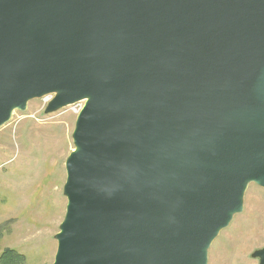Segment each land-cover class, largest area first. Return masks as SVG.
Returning <instances> with one entry per match:
<instances>
[{"label": "water", "instance_id": "water-1", "mask_svg": "<svg viewBox=\"0 0 264 264\" xmlns=\"http://www.w3.org/2000/svg\"><path fill=\"white\" fill-rule=\"evenodd\" d=\"M47 95L84 103L53 264H207L264 189V0H0V128Z\"/></svg>", "mask_w": 264, "mask_h": 264}, {"label": "rangeland", "instance_id": "rangeland-1", "mask_svg": "<svg viewBox=\"0 0 264 264\" xmlns=\"http://www.w3.org/2000/svg\"><path fill=\"white\" fill-rule=\"evenodd\" d=\"M46 106L31 100L0 128V254L15 250L23 264H53L67 203L65 161L79 112L68 106L46 114ZM262 248L264 189L250 184L242 212L212 242L207 264H258L252 254Z\"/></svg>", "mask_w": 264, "mask_h": 264}, {"label": "trees", "instance_id": "trees-1", "mask_svg": "<svg viewBox=\"0 0 264 264\" xmlns=\"http://www.w3.org/2000/svg\"><path fill=\"white\" fill-rule=\"evenodd\" d=\"M24 256L15 250L5 249L0 254V264H23Z\"/></svg>", "mask_w": 264, "mask_h": 264}, {"label": "built area", "instance_id": "built-area-1", "mask_svg": "<svg viewBox=\"0 0 264 264\" xmlns=\"http://www.w3.org/2000/svg\"><path fill=\"white\" fill-rule=\"evenodd\" d=\"M51 99H52V96L51 95H47V96H44L41 100L43 101L44 105H47L50 102ZM79 104H81V102H78V103H75V104L71 105V107H73L72 110L76 114L78 112H80V110H81V106H80V108L78 107Z\"/></svg>", "mask_w": 264, "mask_h": 264}]
</instances>
